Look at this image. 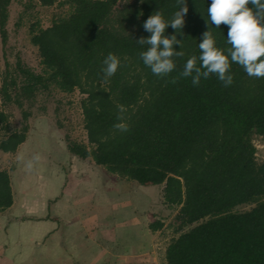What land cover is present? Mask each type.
I'll list each match as a JSON object with an SVG mask.
<instances>
[{
	"label": "trees",
	"instance_id": "obj_1",
	"mask_svg": "<svg viewBox=\"0 0 264 264\" xmlns=\"http://www.w3.org/2000/svg\"><path fill=\"white\" fill-rule=\"evenodd\" d=\"M12 0H0V32L5 28ZM53 5L58 0H38ZM120 0H64L69 11L47 27L30 28L44 72L36 73L18 62L23 77L4 76L5 101L10 86L32 95L51 85L62 91L79 89L87 142L69 141V151L91 157L110 173L140 186L161 185L167 206H180L174 237L166 247V264H264V159L257 161L253 136L264 138V78L249 77L231 63L233 84L224 87L216 75L172 79L187 59L197 57L203 33L210 30L216 47L227 55L228 26L208 23L211 0H186L188 12L182 35L171 26L164 35L183 41L185 55L173 57L169 76L154 75L140 58L149 37L144 22L156 11L171 21L179 10L176 0H137L116 13ZM251 6V5H250ZM180 51V45H174ZM120 59L114 76L104 80L103 61L109 54ZM230 60V57H229ZM118 105L127 111L128 132L113 126ZM9 115L0 109V128H6L0 149L14 152L26 140L27 129L8 130ZM9 172L0 168V210L13 204ZM254 205L239 210L243 204ZM163 224L154 221L153 230ZM188 227V228H186Z\"/></svg>",
	"mask_w": 264,
	"mask_h": 264
},
{
	"label": "rangeland",
	"instance_id": "obj_2",
	"mask_svg": "<svg viewBox=\"0 0 264 264\" xmlns=\"http://www.w3.org/2000/svg\"><path fill=\"white\" fill-rule=\"evenodd\" d=\"M63 1L58 0L53 5H42L38 0H12L8 7V19L5 25L6 43H3L0 32V109L9 115L8 130H22L27 126L26 133L27 136H30V140L22 153L24 155L30 153L28 156L31 158L35 154H47L52 156L54 163L62 158V153L53 147L51 139L57 137V140H62L65 145H68L69 141L87 142L81 108V100L85 94L79 89L65 92L51 85L48 89L38 88L29 96L22 90H15L13 86H10L11 100L5 101L1 86L6 74L16 78L19 85L22 84L23 77L20 75L17 65L19 61L24 67L36 73L44 72L38 48L30 40V28L31 26L47 27L57 16L67 13L69 5ZM136 1L120 0L116 7V13L129 4H135ZM5 132H7L6 128H0V139ZM253 142L256 145L257 161H261L264 159V138L254 135ZM1 153L0 149L1 169L9 168L13 171L14 168L22 166L23 163L15 159L12 154L11 161H9ZM66 165L70 168V163ZM88 167L90 168L89 172L93 174L94 184L98 190L96 195L94 191L89 192V209L84 210L85 215L82 218L97 219L96 224L100 227L96 231L98 233L103 229L101 226L104 225L102 224L104 222L100 223L98 220L110 219L112 229L107 234L112 232V236H115L113 226L117 224L120 227V223H114L113 219H119L117 222L120 219H134L137 222L135 225L138 228L137 231L141 233L137 248L147 254L144 257L145 264H166V247L179 234L176 231L178 224L175 221V216L180 206H167L164 203L162 196L164 184L140 186L133 180L110 173L105 166L90 163V166H85L83 171L85 172ZM30 175L21 177L22 181H18L17 185L24 186L28 191L35 193L38 185L35 183L36 178ZM56 183L57 180L54 179L53 184L56 185ZM253 205L254 203L243 204L238 209L246 210ZM79 210L81 211L80 208ZM138 219L141 220L139 223ZM154 221H160L163 225L153 230L150 228V224ZM122 223L124 226V222ZM129 225L130 220L127 223L128 227ZM107 230H110V224ZM129 231L130 241H127L128 239L121 243L114 241L112 244L118 245L117 248L121 249L125 245H132L133 238L137 235L136 228ZM132 233L134 234L132 235Z\"/></svg>",
	"mask_w": 264,
	"mask_h": 264
},
{
	"label": "crops",
	"instance_id": "obj_3",
	"mask_svg": "<svg viewBox=\"0 0 264 264\" xmlns=\"http://www.w3.org/2000/svg\"><path fill=\"white\" fill-rule=\"evenodd\" d=\"M29 140L30 136H27L14 152L2 150L1 153L9 161L12 154L23 164L13 171L7 168L14 201L11 206L0 210V264H145L147 254L137 248L141 233L137 231L134 219H120L118 222L119 219H113L114 223H120V227L113 226L115 236H112V232L107 234L112 229L110 219L98 220L104 222L98 233L97 219L82 218L84 210L89 209V192L94 191L96 195L98 190L90 168L83 171L90 163L95 164L93 159L75 156L67 144L55 137L50 142L61 151L62 158L54 163L52 156L40 154L42 159L34 162L29 171L25 163L31 159L30 153H22ZM65 163H70V168ZM28 175L36 178L38 187L35 193L17 185L22 181L21 177ZM140 221L138 219V223ZM133 228H136L137 235L132 245L121 249L112 244L114 241H130L129 230Z\"/></svg>",
	"mask_w": 264,
	"mask_h": 264
},
{
	"label": "clouds",
	"instance_id": "obj_4",
	"mask_svg": "<svg viewBox=\"0 0 264 264\" xmlns=\"http://www.w3.org/2000/svg\"><path fill=\"white\" fill-rule=\"evenodd\" d=\"M176 4L179 10L174 13L171 21H166L161 11L150 15L143 27L151 35L136 41L141 46H147L145 51L140 52V58L152 73L160 78L175 71L176 63L173 57L181 58L185 55L182 50L183 41L178 40L177 35H164L169 26L183 34L181 30L185 24L184 17L188 7L186 0H176ZM207 14L209 24H214L217 28L221 24L228 26L227 43L231 46L227 49L228 54L225 55L223 50L216 47L212 32L205 31L199 43L200 65H197L196 56L190 57L179 75L171 82L176 83L180 78L191 77L193 86L198 87L201 78L208 79L214 74L224 87H229L233 84L231 63L239 64L249 77L264 78V0H211ZM177 44L180 45V51L174 49ZM120 63L115 54L109 53L106 56L101 69L105 81L115 75ZM126 111L123 105H118L117 120L120 122L113 127L120 132L129 131V125L124 122ZM20 159L23 161L24 158L21 156ZM41 159L40 154L34 155L25 163L26 169L31 171L34 162Z\"/></svg>",
	"mask_w": 264,
	"mask_h": 264
}]
</instances>
